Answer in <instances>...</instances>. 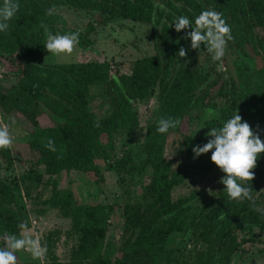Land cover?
I'll return each mask as SVG.
<instances>
[{
  "label": "trees",
  "instance_id": "trees-1",
  "mask_svg": "<svg viewBox=\"0 0 264 264\" xmlns=\"http://www.w3.org/2000/svg\"><path fill=\"white\" fill-rule=\"evenodd\" d=\"M16 2L19 9L8 21L7 32H0V76L9 82L0 85V116L21 117L28 123L24 137L36 157L21 174L0 175V237L19 236L18 225L28 223L20 204L23 198L32 201L37 217L55 210L68 219L65 231L41 234V244L47 248L44 264L244 262L248 254L244 244L253 242V232L264 236V153L253 170L254 180L245 185L252 187L251 200L229 199L219 183L223 173L208 197L190 191L172 199V191L184 183L188 167H201V155L194 157L192 149L209 137L190 131L193 122L208 132L237 111L264 140V0ZM53 6L54 13L47 15ZM60 8L89 18L85 33L78 32L77 47L82 51L90 45L84 34L94 27L128 22L150 27L153 54L134 59L128 73H120L107 61L44 63L46 33L66 30L56 14ZM204 10L221 13L231 27L233 40L222 58L223 72L204 45L191 49L190 40L184 39L191 29L178 33L170 26L179 16L194 24ZM181 47L187 52L183 59L177 56ZM199 53L207 65L204 69L198 67ZM149 100L154 104L141 126L136 104ZM91 101L99 102L103 115L93 112ZM41 115L52 124L40 126ZM162 117L181 123L160 134L156 128ZM141 131L142 137L133 139ZM170 137L177 144L174 154L182 159L181 168L173 169L166 153ZM49 138L55 152L44 146ZM12 163L10 149L0 150V171L8 172ZM70 172L91 174L97 183L104 173L115 176L118 183L136 180L138 193L131 195L125 187L119 203H79L70 188L59 189L54 183L55 177ZM112 217L119 219L117 242L108 223ZM61 237L69 242L62 259L56 254ZM262 244L258 253L264 257ZM19 253L17 264H41L39 259L20 260Z\"/></svg>",
  "mask_w": 264,
  "mask_h": 264
},
{
  "label": "rangeland",
  "instance_id": "rangeland-1",
  "mask_svg": "<svg viewBox=\"0 0 264 264\" xmlns=\"http://www.w3.org/2000/svg\"><path fill=\"white\" fill-rule=\"evenodd\" d=\"M56 14L65 21V29L73 30L79 33H85L86 24L89 22V18L85 17L82 13L75 12L66 8H60L56 11ZM59 26V25H58ZM62 31L61 34H66L67 31ZM86 39L90 42V45L86 51L80 50L77 46L70 55H53L46 50L43 54L44 63L49 64H63L70 62H84L87 60L107 61L115 64L120 73H128L131 62L142 56H149L153 54V35L148 25L123 22L119 24H111L105 27L96 26L93 31L84 34ZM198 67L204 69L207 65L204 63L202 53L197 56ZM111 65V64H110ZM224 60L218 61V68L223 72L225 68ZM1 73V68H0ZM0 76V85H7L8 80H2ZM154 101L137 103L136 110L139 117V124L141 125L147 115L148 111L152 109ZM90 107L97 115H103L104 108L101 107L98 101H91ZM4 123L9 124L10 131L13 135L14 143L10 148L12 157V167L8 172L0 171L1 176L11 177L17 176L24 172L28 165L34 161L36 153L28 149L24 132L30 129L28 123L21 117L7 119L1 117ZM38 124L42 127L50 126L52 123L46 115H41L38 118ZM142 126V125H141ZM190 131L198 133L207 137V132H201V126L193 122L190 126ZM133 137V136H132ZM142 137V131L135 133L133 139H140ZM168 138L166 143V153L173 160V169L182 167V159L174 151L177 144L173 143ZM119 141V140H118ZM117 141V142H118ZM116 142V143H117ZM211 152L201 155L198 160V164L201 165L199 169L192 167L187 168V175L184 183L176 187L172 191V199L178 196H183L192 192H203L207 197L214 192L218 186V179L221 177L222 172L216 168L210 161ZM146 175L144 176L146 182ZM54 183L59 189L65 187L70 188L75 199L79 203L88 204H102L112 205L119 203L124 199L122 190L127 189L131 195L138 193V182L123 181L118 183L115 176L110 173H104L102 175V182L97 183L95 177L91 174H81L76 172H70L68 174H61L54 178ZM42 193L44 189L42 188ZM20 204L25 208L27 212V218L29 228L33 230V235L43 234L48 230L57 229L65 231L68 228V219L63 218L55 210H47L46 213L40 217H37L31 210L32 201L21 199ZM110 225L112 239L117 242V238L120 231L119 219L112 217L108 220ZM253 242L244 244L248 249V254L244 258V262L239 264H264V257L261 253H258L263 247L262 241L264 236L257 231L253 232ZM69 242L65 244L63 238L57 243L56 254L59 258H63L66 253ZM2 247V246H1ZM21 259H33L32 255L25 251H20L18 254ZM17 257V256H16ZM18 258V257H17ZM248 258V259H247Z\"/></svg>",
  "mask_w": 264,
  "mask_h": 264
},
{
  "label": "clouds",
  "instance_id": "clouds-1",
  "mask_svg": "<svg viewBox=\"0 0 264 264\" xmlns=\"http://www.w3.org/2000/svg\"><path fill=\"white\" fill-rule=\"evenodd\" d=\"M19 9L16 0H2L0 4V32H7L10 21ZM55 6L47 10V15H52ZM174 25L175 31L191 29L184 39H189L191 49L199 50L204 45L212 60L220 61L227 50V44L233 40L231 27L227 24L222 14L214 10H204L191 21L185 16L177 17L170 25ZM169 26V27H170ZM79 43V33L52 34L46 33L44 47L53 55H70ZM186 50L181 47L177 53L180 59L185 58ZM211 110H209L210 112ZM181 121L179 119L160 118L157 121L156 131L165 134L169 129L176 128ZM209 137L204 145H196L192 151L194 157L211 152L210 161L224 175L219 181L224 186L223 191L231 200L243 201L252 199V187L245 186L254 180V169L261 153H264V140L255 133L252 127L236 111L235 114L223 122L220 127H213L207 132ZM13 135L9 124L0 118V150L12 148ZM50 151L55 152L54 141L50 138L44 145ZM224 219V217H221ZM20 235L5 233L0 237L3 246L0 247V264H17L16 252L25 251L32 255L33 259H39L44 264L47 248L41 244L39 234L33 235L27 222L18 225Z\"/></svg>",
  "mask_w": 264,
  "mask_h": 264
}]
</instances>
